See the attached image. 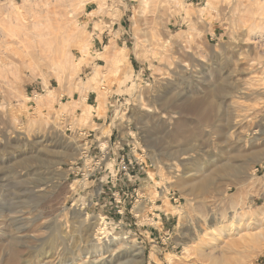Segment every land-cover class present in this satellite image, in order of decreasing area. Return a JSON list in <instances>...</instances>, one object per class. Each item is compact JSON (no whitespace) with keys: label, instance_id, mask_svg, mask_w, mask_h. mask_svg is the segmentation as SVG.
<instances>
[{"label":"rangeland","instance_id":"rangeland-1","mask_svg":"<svg viewBox=\"0 0 264 264\" xmlns=\"http://www.w3.org/2000/svg\"><path fill=\"white\" fill-rule=\"evenodd\" d=\"M111 2L128 38L105 55L87 9ZM83 127L115 183L82 178ZM186 151L183 195L153 160ZM138 197L139 226L118 212ZM157 199L175 214L159 250L135 233H161L146 224ZM263 263L264 0H0V264Z\"/></svg>","mask_w":264,"mask_h":264},{"label":"crops","instance_id":"crops-1","mask_svg":"<svg viewBox=\"0 0 264 264\" xmlns=\"http://www.w3.org/2000/svg\"><path fill=\"white\" fill-rule=\"evenodd\" d=\"M121 6H123L122 5V2H119V4L117 2H115V5L113 4V2H111L110 3V6L107 9L101 10V9H98V7L91 8V9L88 8L87 9L88 25L93 29V35H94L93 36V40H92L93 47L95 49H101L102 47H104V51H102V52L105 55H106L105 52L109 50L108 49V46L109 45L106 44L107 42H110L112 39L113 40H116V39H118V40L119 39L120 40H122V39L126 40L128 38L126 36V30H125V26H124L125 16H126V12H127L128 9L126 7H125V9L124 8L122 9ZM118 10L121 11V16L118 19H114L112 17V15H110V14L111 13H116V11H118ZM117 32L119 33L118 35H117ZM125 42L126 41H124V43ZM105 47H107V48L105 49ZM102 52L100 51L99 53H102ZM90 94H92V92ZM86 102H87V104H90V95H88V97L86 99ZM93 105H95V104H93ZM94 116L97 117V114L95 113ZM101 119H102L103 122H99V123L100 124H103L106 121V118H104V117L99 118V120H101ZM84 128L88 129L87 127H84ZM93 129H96V134L99 133V132H101L99 128H93ZM105 160H106V158H105ZM105 160H104V163H105ZM116 166L117 165H115V163H114V166H113L114 168L113 167L108 168L106 166V168L104 170V171L111 170V172L109 171L110 175L107 174V176H106L107 178L106 179L110 178V181L112 183H115V181H116V178H114L113 172H112V170L115 169ZM104 177L105 176H103V178ZM93 181H95V180H93ZM95 182L96 183H91L90 187L92 185H94L95 189L96 190L98 189V192H99L100 196H103V194H106V191H105L106 187L104 186V184H106V183H104L103 180H102V182H100L97 179H96ZM80 187L82 189V187H84V184L81 185ZM140 188L141 187L137 188V191L139 192V194H140ZM85 189H86V187L83 188L82 190H85ZM96 193L94 195L88 193V195L86 197H87L89 203H91V204L95 203L96 204L97 201H104L106 199L105 197H103V198L98 197V195ZM117 194L119 195V193H117ZM96 197H97V199H96ZM169 199H170V203L173 205V203H172L173 201H172V199H171L170 196H169ZM142 200H143L142 198L140 199L138 197L137 200L135 201V204L132 205V207H131L130 210L127 209V206L128 205L125 204V203H123L122 205H118L119 208H120L118 212L121 215V217H123V219H124V216L126 214V211H128V213L130 214L131 220H133V224L134 225H137V226L143 225V224H141L139 222L138 215H136L134 213V210L136 208L135 206L137 204L138 205L142 204L143 203ZM118 201H121L122 202L121 198H119ZM163 201H164L163 199H157L156 201L151 202L152 203L151 205L148 204L150 202H147V205L150 208H152L154 204H155L156 207L153 208L152 210H150L147 213L148 214L147 221L144 220V221H146V224H149L151 227L154 226V228L159 229V231L161 233H159L158 236H155V238H153L152 237L153 236L152 235L153 234L152 231H150L148 229L147 230H144V231H141L140 229H137L135 231V233H139L140 234L139 235L140 237L142 235L144 236V238L142 239L143 242H145L146 240H149V239L150 240H155L156 239L155 240L156 241L155 242L156 243L155 244V247L157 248V250H159L160 248H162V247H160L159 244H160V242H162V244H164L165 238H166V234H168L167 232H165V231L162 230L163 227H164L163 226L164 225L163 222L164 221H172L171 218L174 219V217H175V214H173V213H171L169 211H166L163 208V206H164V202ZM157 203H160V204H157ZM151 219H152L153 223L152 222L151 223L148 222ZM130 225H131V223H130ZM160 240H162V241H160Z\"/></svg>","mask_w":264,"mask_h":264},{"label":"built area","instance_id":"built-area-1","mask_svg":"<svg viewBox=\"0 0 264 264\" xmlns=\"http://www.w3.org/2000/svg\"><path fill=\"white\" fill-rule=\"evenodd\" d=\"M94 133H96V129L89 130V129H86L84 127L78 131V134L81 137V142H80L81 143L80 144V147H81V159H80L81 160V166H80L79 171L81 172L82 178H84V176L87 174V177H85L87 180L89 178H91L94 174L105 170V165L103 164L101 158L103 155H109V152L107 151V149L103 150L101 145L99 144L98 140L97 141L94 140V137H93ZM94 141L97 144L96 146H94V143H95ZM98 146H100V149L102 152L99 159L97 157L92 156V150ZM134 157L136 159V162L139 164V166L141 168L143 167V169H145L143 161L140 160L136 156H134ZM124 160H125V158L122 159V161H121L122 165L125 163ZM134 165L135 164H134L133 160H129V164H128V166L125 167V171L130 170L131 167ZM118 170H119V168H118ZM126 173H128V172H126ZM117 174H118V171L115 174L116 180H117V176H118ZM136 190H137V188H135V193H136V196H138V193L136 192ZM174 198H176L175 195H173L172 199L174 200ZM136 200H137V198H136Z\"/></svg>","mask_w":264,"mask_h":264},{"label":"bare ground","instance_id":"bare-ground-1","mask_svg":"<svg viewBox=\"0 0 264 264\" xmlns=\"http://www.w3.org/2000/svg\"><path fill=\"white\" fill-rule=\"evenodd\" d=\"M90 107V109H93V105H90L89 106ZM147 110L148 111H154L152 108H147ZM163 117H165V118H167V116L165 115V114H163ZM123 134V133H122ZM130 135V133H128L127 132V135ZM109 135V134H108ZM132 136V135H131ZM124 139H125V137H124ZM134 139V138H133ZM251 139H253V138H251ZM122 140V139H121ZM132 140V139H131ZM129 141V140H128ZM76 142V141H75ZM130 142V141H129ZM128 142V143H129ZM107 143V142H106ZM105 142L104 143H101L102 145H103V147H102V149L103 150H105V149H107V147H108V144H106ZM78 147V146H77ZM79 149H81V147L79 148ZM78 152V151H77ZM105 152V151H104ZM133 152V151H132ZM105 154V153H104ZM135 154H136V152H135ZM149 155H150V157H152L153 158V155L152 154H150L149 153ZM190 156H192L189 152H184L183 153V155L182 156H179V157H177V158H175V159H173L172 161H170V162H165V161H157L156 159H154L153 160V166H155L156 167V169H157V167L158 166H161V167H164L165 169H166V171H168V173L169 174H171L172 175V177H173V179H169V181H168V185L169 186H172V187H178L179 188V190H180V192L184 195V194H186V190L184 189V188H182V187H180L181 186V184H180V182L182 181L181 180V178H180V175H181V170H182V166H183V164H184V162H185V160L187 159V158H189ZM107 157V155H103L102 156V158H101V160H102V162L104 163V160H105V158ZM72 158V160L74 161V156L73 157H71ZM80 159H81V156H80ZM143 164H144V168L146 169V166H145V163H144V161H143ZM106 167V166H105ZM119 167V166H118ZM60 168V167H59ZM114 168V167H113ZM153 168V167H152ZM151 168V169H152ZM60 170V169H59ZM115 170H118V168H115V169H113L112 170V172H114ZM154 172H156L155 171V168H153L152 169ZM66 174V173H65ZM150 174H151V176H150ZM154 174L155 173H152L151 171H150V173H149V176H150V179H152V180H155V176H156V174H155V176H154ZM159 174V173H158ZM67 178V176H65L64 177V179H66ZM115 178H116V176H115ZM160 178V177H159ZM85 179V178H84ZM82 180V179H81ZM166 180V179H165ZM167 181V180H166ZM84 182V181H83ZM57 183H59L58 181H57ZM160 183V182H159ZM184 184V183H183ZM163 190H164V192L165 191H167V187L166 188H163ZM168 192V191H167ZM139 193V192H138ZM189 195V194H188ZM187 195V196H188ZM141 198H143V197H141ZM166 198V197H165ZM173 198V195L171 196V199ZM188 199V198H187ZM173 200V199H172ZM176 198H174V201L176 202ZM121 202V201H120ZM139 206V205H138ZM137 206V207H138ZM140 207V206H139ZM83 208V207H82ZM143 208V207H142ZM141 208V209H142ZM138 210L140 209V208H137ZM137 210V211H138ZM144 210V209H143ZM80 212H82V211H80ZM140 212H141V210H140ZM100 218V217H99ZM100 223V222H99ZM103 223V222H102ZM103 226H104V224H103ZM104 230L106 231V232H108V228L107 227H104ZM205 233V230H203L202 232H201V234L200 235H202V234H204ZM107 237V236H106ZM113 239V238H112ZM195 239V238H194ZM198 240V239H197ZM192 243V242H191ZM134 245H136L135 243H134ZM184 249L185 250H188V248L190 247V244H189V242L188 243H184ZM138 249L140 250V252H142V248H140V246L138 247Z\"/></svg>","mask_w":264,"mask_h":264}]
</instances>
